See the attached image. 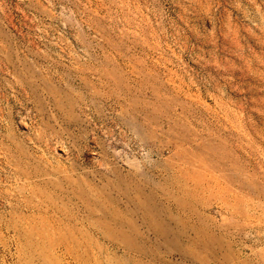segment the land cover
Listing matches in <instances>:
<instances>
[{"label": "rangeland", "instance_id": "rangeland-1", "mask_svg": "<svg viewBox=\"0 0 264 264\" xmlns=\"http://www.w3.org/2000/svg\"><path fill=\"white\" fill-rule=\"evenodd\" d=\"M0 264H264V0H0Z\"/></svg>", "mask_w": 264, "mask_h": 264}]
</instances>
